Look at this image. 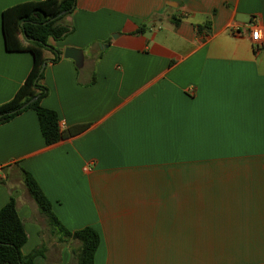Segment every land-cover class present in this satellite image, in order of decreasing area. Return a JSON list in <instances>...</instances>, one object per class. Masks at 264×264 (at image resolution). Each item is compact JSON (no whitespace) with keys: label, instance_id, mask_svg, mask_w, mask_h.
<instances>
[{"label":"crops","instance_id":"0c3cea01","mask_svg":"<svg viewBox=\"0 0 264 264\" xmlns=\"http://www.w3.org/2000/svg\"><path fill=\"white\" fill-rule=\"evenodd\" d=\"M40 1L0 0V105L32 66L20 33L25 51H6L2 12ZM64 22L40 103L64 138L46 146L32 110L0 125V210L15 201L22 255L76 264L79 246L52 234L25 170L64 229L98 234L93 264H264V0H76Z\"/></svg>","mask_w":264,"mask_h":264},{"label":"trees","instance_id":"16d2710c","mask_svg":"<svg viewBox=\"0 0 264 264\" xmlns=\"http://www.w3.org/2000/svg\"><path fill=\"white\" fill-rule=\"evenodd\" d=\"M75 1L28 2L2 12V30L6 51H25L21 43L13 39L14 34L20 33L23 40L29 44L27 51L32 56V66L13 98L0 105V125L27 110H32L36 114L41 137L46 146L58 143L64 138V134L59 129L57 114L40 105L41 100L48 93L42 85L44 76L42 66L46 62L44 52L49 48V40L58 42L73 33L72 25L64 22V19L73 11ZM145 30L146 26L141 25L133 35L143 34ZM198 30L201 28L199 27ZM58 60L59 56H54L52 62L55 63ZM33 98L37 99L22 108ZM21 176L39 215L45 218L48 228L59 243L66 244L69 240L79 243L78 248L72 251L76 264H93L99 244L98 234L91 228H83L75 232L64 229L53 214L50 201L33 176L25 170H21ZM26 242L27 234L23 222L17 214L15 201L11 198L0 210V264H33L34 259L43 254V246L35 248L28 255H22L21 249Z\"/></svg>","mask_w":264,"mask_h":264},{"label":"water","instance_id":"95a60500","mask_svg":"<svg viewBox=\"0 0 264 264\" xmlns=\"http://www.w3.org/2000/svg\"><path fill=\"white\" fill-rule=\"evenodd\" d=\"M22 25V24H21ZM63 58L64 59H70L73 60L76 68H81L83 64V52L81 50L67 48L63 52ZM46 62L43 64L42 69L45 68ZM37 98H33L30 100L27 104H25L22 108L29 105L31 102L35 101Z\"/></svg>","mask_w":264,"mask_h":264},{"label":"built area","instance_id":"2783aa9c","mask_svg":"<svg viewBox=\"0 0 264 264\" xmlns=\"http://www.w3.org/2000/svg\"><path fill=\"white\" fill-rule=\"evenodd\" d=\"M237 31V30H236ZM250 40L253 43V46L257 49L260 48L262 42V34L258 28H253L250 32Z\"/></svg>","mask_w":264,"mask_h":264}]
</instances>
